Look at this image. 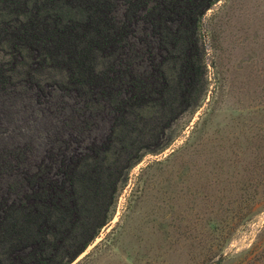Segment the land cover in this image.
Wrapping results in <instances>:
<instances>
[{
    "label": "trees",
    "instance_id": "obj_1",
    "mask_svg": "<svg viewBox=\"0 0 264 264\" xmlns=\"http://www.w3.org/2000/svg\"><path fill=\"white\" fill-rule=\"evenodd\" d=\"M219 1L0 0V264H72L99 237L205 101Z\"/></svg>",
    "mask_w": 264,
    "mask_h": 264
},
{
    "label": "rangeland",
    "instance_id": "obj_2",
    "mask_svg": "<svg viewBox=\"0 0 264 264\" xmlns=\"http://www.w3.org/2000/svg\"><path fill=\"white\" fill-rule=\"evenodd\" d=\"M201 32L205 101L131 170L72 264H264V0L219 1Z\"/></svg>",
    "mask_w": 264,
    "mask_h": 264
},
{
    "label": "water",
    "instance_id": "obj_3",
    "mask_svg": "<svg viewBox=\"0 0 264 264\" xmlns=\"http://www.w3.org/2000/svg\"><path fill=\"white\" fill-rule=\"evenodd\" d=\"M211 10V9H210ZM209 10V11H210ZM222 259H218L217 261H214V262H212V263H210V264H218L220 261H221Z\"/></svg>",
    "mask_w": 264,
    "mask_h": 264
}]
</instances>
